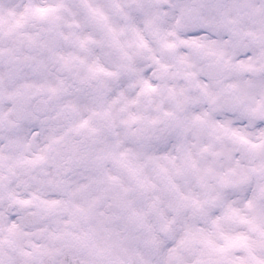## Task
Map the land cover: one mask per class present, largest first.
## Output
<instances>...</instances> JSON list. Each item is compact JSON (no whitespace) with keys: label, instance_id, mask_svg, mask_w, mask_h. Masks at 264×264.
I'll return each mask as SVG.
<instances>
[{"label":"clouds","instance_id":"9594fccd","mask_svg":"<svg viewBox=\"0 0 264 264\" xmlns=\"http://www.w3.org/2000/svg\"><path fill=\"white\" fill-rule=\"evenodd\" d=\"M0 264H264V0H0Z\"/></svg>","mask_w":264,"mask_h":264}]
</instances>
